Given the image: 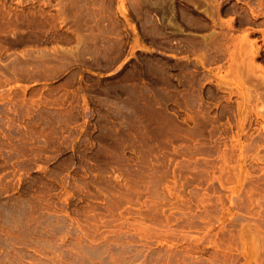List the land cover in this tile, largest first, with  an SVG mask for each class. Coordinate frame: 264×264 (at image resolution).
Segmentation results:
<instances>
[{
	"label": "rangeland",
	"instance_id": "374dc122",
	"mask_svg": "<svg viewBox=\"0 0 264 264\" xmlns=\"http://www.w3.org/2000/svg\"><path fill=\"white\" fill-rule=\"evenodd\" d=\"M247 2L0 0V264H264Z\"/></svg>",
	"mask_w": 264,
	"mask_h": 264
},
{
	"label": "bare ground",
	"instance_id": "6f19581e",
	"mask_svg": "<svg viewBox=\"0 0 264 264\" xmlns=\"http://www.w3.org/2000/svg\"><path fill=\"white\" fill-rule=\"evenodd\" d=\"M247 5L249 6V11H251V19L248 17L249 19H245V21H242V22H245L246 23V22L251 21V23L254 22V23H256L258 25L257 20L259 19V17L261 15L264 16V0H260V2H259L260 9H259V7H258V9H256L255 8L256 6L252 7L253 5L250 6L251 4L249 5L248 2H247ZM259 24L264 27V21L261 22V23H259ZM256 31L261 32V34L263 36V44L262 45H259L257 43V41H251L249 39L250 38V35L253 34V33H255ZM241 38H242L241 41L243 40V42H241L242 45H243L242 46L243 49H242V52H241V55L242 56H240V60H241V58H243L244 66H245V64L247 65V67H243V68H245V69H243L244 70V73H245L246 76L249 75V77H248L249 79H251L253 77L252 75L255 76V79L257 78L256 79L257 82L255 84H253L255 86V93H257V95L260 94V97L264 99V64H260L259 66H256L255 65L256 59H258V58L259 59H262L264 61V28H258V29H256V28L253 27L247 33H245V34L243 33V35L241 36ZM236 50H238L237 49V46H236ZM232 52L233 51H231V53ZM231 53H230V56H231ZM233 57H234V54H233V56H232L231 59H233ZM249 79L247 81H249ZM253 79H254V77H253ZM243 96L246 98V93H243ZM242 108H243V104H241L240 107H239L241 121H242V118H243V116H242ZM263 122H264V120H263ZM262 125H263V128H264V124L263 123H262ZM240 128L242 130L245 129L244 121H242L240 123ZM263 146H264V143L262 142V147ZM242 169L245 172L244 167H242Z\"/></svg>",
	"mask_w": 264,
	"mask_h": 264
}]
</instances>
